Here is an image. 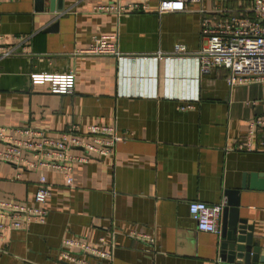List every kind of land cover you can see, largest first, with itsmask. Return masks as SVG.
Returning <instances> with one entry per match:
<instances>
[{
    "label": "crops",
    "instance_id": "crops-1",
    "mask_svg": "<svg viewBox=\"0 0 264 264\" xmlns=\"http://www.w3.org/2000/svg\"><path fill=\"white\" fill-rule=\"evenodd\" d=\"M116 1H0V51L16 48L0 57V125L57 136L70 125L114 124L124 136L114 154L74 164L72 186L47 172L45 222L6 230L0 264H68L60 252L70 237L112 252L98 264H210L220 237L198 230L188 205H226L228 192H238L239 218L264 248V191L239 190L243 174L264 172V151L237 148L250 121L264 118L261 85L230 87L226 68L200 72L196 57L203 21L244 12L252 0H187L182 12H159L161 0H118L138 5L119 14L97 9ZM94 37L115 38L121 56L83 53ZM69 72L65 94L30 81ZM36 187L35 172L0 161V200L34 204Z\"/></svg>",
    "mask_w": 264,
    "mask_h": 264
},
{
    "label": "built area",
    "instance_id": "built-area-1",
    "mask_svg": "<svg viewBox=\"0 0 264 264\" xmlns=\"http://www.w3.org/2000/svg\"><path fill=\"white\" fill-rule=\"evenodd\" d=\"M5 1V0H0ZM9 1V0H6ZM187 0H161L159 12H179L185 10ZM138 5L124 6L118 3L103 4L98 10L117 14L137 9ZM222 10L219 11V13ZM244 12L226 10L223 19L210 24L209 19L202 23L204 45L196 57L200 72H207L213 66L228 70L227 82L230 87L257 82L261 85V100L264 102V0H252ZM227 13V14H226ZM7 38L0 35V43ZM15 45V44H14ZM5 46L0 57L15 54L16 48ZM185 47L177 44L174 53L181 54ZM91 55H114L120 57L117 40L94 37L88 48L82 51ZM32 84L48 83L51 92L65 94L73 89L75 74L73 72L34 73L30 76ZM256 141H251L252 136ZM124 136L114 124H89L80 131L75 125L68 126L57 136H50L46 131L31 126L0 125V161L10 162L21 169L37 174V187L34 204H19L0 200V240L8 229L28 227L31 223H44L48 215L45 202L50 195L47 172H57L64 176L65 184L73 185V165L87 163L93 158H103L114 154L117 143ZM238 149L264 151V118L250 121L246 136L237 145ZM79 149V153L73 152ZM224 203L207 204L193 201L188 205L192 219L198 230L220 234V218ZM139 237L152 241L144 234ZM106 244L103 237L98 239ZM61 259L68 264H98L101 260L110 261L112 252L90 244L83 239L70 237L62 240ZM76 249L77 252H70ZM85 256H91L88 259ZM210 264H235L223 260L220 253Z\"/></svg>",
    "mask_w": 264,
    "mask_h": 264
},
{
    "label": "water",
    "instance_id": "water-1",
    "mask_svg": "<svg viewBox=\"0 0 264 264\" xmlns=\"http://www.w3.org/2000/svg\"><path fill=\"white\" fill-rule=\"evenodd\" d=\"M52 2L50 0L51 7ZM56 11H60V8ZM239 190L264 191V172L243 174ZM226 195L227 204L223 206L220 219L221 258L235 264H264V248L254 244L251 225L239 218L238 192H228Z\"/></svg>",
    "mask_w": 264,
    "mask_h": 264
}]
</instances>
